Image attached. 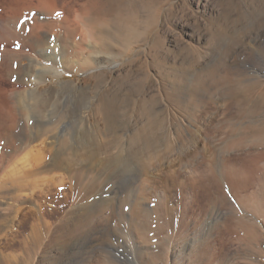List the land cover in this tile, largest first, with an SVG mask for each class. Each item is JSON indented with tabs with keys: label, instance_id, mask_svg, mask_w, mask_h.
I'll return each instance as SVG.
<instances>
[{
	"label": "rangeland",
	"instance_id": "obj_1",
	"mask_svg": "<svg viewBox=\"0 0 264 264\" xmlns=\"http://www.w3.org/2000/svg\"><path fill=\"white\" fill-rule=\"evenodd\" d=\"M263 44L264 0H0V264H264Z\"/></svg>",
	"mask_w": 264,
	"mask_h": 264
},
{
	"label": "bare ground",
	"instance_id": "obj_2",
	"mask_svg": "<svg viewBox=\"0 0 264 264\" xmlns=\"http://www.w3.org/2000/svg\"><path fill=\"white\" fill-rule=\"evenodd\" d=\"M97 8V7H96ZM101 36V35H100ZM35 44V43H34ZM38 45V44H37ZM262 48H263V50H264V44H263V46H262ZM6 52H7V50H6ZM10 52V51H9ZM47 50L45 49L44 51H42L41 52V54H39L38 56H28V57H25V59H27L28 60V63L26 64V65H23L22 64V61H23V58H20L18 61H19V68L20 67H25V68H27L30 72L32 71V72H40L39 74H41V76H42V74H44L45 72H46V70H48L50 67L49 66H43L42 64H40L39 63V60H40V58H45V60H49V61H51L52 63H55L56 61V57H54L53 55H48L47 53ZM93 54V53H92ZM27 56V55H26ZM20 57V56H19ZM18 57V58H19ZM248 57V56H247ZM256 58V57H255ZM89 64V63H88ZM24 68V69H25ZM239 68V67H238ZM28 73V72H27ZM36 74V73H35ZM38 74V73H37ZM38 74V75H39ZM40 77V76H39ZM111 102V101H110ZM110 102H109V104H110ZM113 103V102H112ZM111 105H113V104H111ZM16 106V105H15ZM103 106V105H102ZM101 106V107H102ZM110 106V105H109ZM99 108V107H98ZM106 109L107 110H109L110 109V107H106ZM111 109H112V107H111ZM5 110V109H4ZM103 112H104V110H102ZM206 111V110H205ZM113 112V111H112ZM107 114H108V111H107ZM113 114V113H112ZM249 114V113H248ZM95 115V114H94ZM109 115V114H108ZM105 116H106V114H105ZM109 117H112L111 115L110 116H108V118L107 119H109ZM112 119V118H111ZM94 120H95V118H94ZM56 123V122H55ZM60 123V122H59ZM104 124V123H103ZM98 127V126H97ZM45 128V127H44ZM111 129V128H110ZM259 130V129H258ZM260 131V130H259ZM51 132V131H50ZM48 133H49V131H48ZM40 135L39 136H42V137H44V136H46L47 137V131H46V129H43V128H41V130H40V133H39ZM89 135V134H88ZM259 137V136H258ZM262 137V136H261ZM111 138V137H110ZM46 140V139H45ZM58 140V139H57ZM255 141H258V140H255ZM262 141V140H261ZM53 142V141H52ZM39 143V142H38ZM237 143V142H236ZM258 143V142H257ZM256 143V144H257ZM240 144V143H239ZM242 144V143H241ZM237 145V144H236ZM235 145V146H236ZM230 147H232V145H230ZM233 147H234V144H233ZM222 148V147H221ZM229 148V147H228ZM235 148V147H234ZM16 151V150H15ZM63 154H64V152H63ZM123 154V153H122ZM123 156V155H122ZM22 157V156H21ZM60 156H58V155H55V156H53L52 158H51V160H50V162L48 163V164H46L44 167H42L40 170H37V171H35V172H33V174H31V173H29V174H21L20 175V172H22L23 171V169H22V167H19L17 164L13 167V171H14V174H16V173H18L19 174V176L17 177V179L18 180H20L19 182L21 183L22 181H23V179L25 180L26 179V181H24V182H26L25 184H20L19 186H20V188L23 190V188H25L26 187V185L27 184H35L36 182H38L39 180H42L44 177H43V175L44 174H46L47 172H49V171H51L52 169H55V168H58L57 166H58V158H59ZM25 159V158H24ZM27 159V158H26ZM60 160V159H59ZM26 162V161H25ZM18 163V162H17ZM19 164V163H18ZM63 164V163H62ZM69 164V163H68ZM67 164V165H68ZM71 166V165H70ZM59 167H60V165H59ZM91 167V166H90ZM24 168V167H23ZM92 169V168H91ZM58 170V169H57ZM69 170V169H68ZM28 171V170H27ZM54 171V170H53ZM32 172V171H31ZM65 172V171H64ZM50 173V172H49ZM59 173V172H58ZM231 174H233V172H231ZM231 174H230V176H231ZM233 175H235V174H233ZM233 177V176H232ZM16 179V180H17ZM16 180H15V182H16ZM100 180V179H99ZM228 180V179H227ZM14 181V180H13ZM231 181V180H230ZM33 184V185H34ZM87 184V183H86ZM16 185V184H15ZM39 185V184H38ZM43 185V184H42ZM34 188V187H33ZM19 189V188H18ZM234 190H235V188H234ZM19 192V191H18ZM32 194V193H31ZM17 196H19V195H12V196H10L9 197V199H11L12 201H14L15 202V199H17L18 197ZM238 197V199H239V201H240V203L242 204V206H244L245 208H250V209H252V210H256L257 209V207L259 206V205H261V206H263L264 207V186H262L261 185V187H260V192H259V194H258V196H256V195H253V196H237ZM222 199V198H221ZM224 199V198H223ZM252 202L250 205H248V202ZM100 202V201H99ZM98 202V203H99ZM223 202H225L224 200H223ZM11 203V202H10ZM13 204V203H12ZM108 204V203H107ZM17 205V204H16ZM97 205V204H96ZM98 206V205H97ZM10 207V206H9ZM135 207V206H134ZM260 207V206H259ZM93 208H95V205H93V206H89V205H87V207H84V209H87V210H91V209H93ZM11 209V208H10ZM80 209H81V207H80ZM244 209V208H243ZM257 211V210H256ZM91 212V211H90ZM142 212V211H141ZM140 212V213H141ZM75 213V212H74ZM81 213V212H80ZM258 213H259V215H261V216H263L264 217V208L262 209H259V211H258ZM138 214V213H137ZM79 215V214H78ZM126 216V215H125ZM132 216V215H131ZM137 216V215H136ZM146 216V215H145ZM76 217V216H75ZM74 217V218H75ZM133 217V216H132ZM148 216H146V218H147ZM4 218H6L5 216H4ZM3 218V220H5ZM147 220V219H146ZM145 220V221H146ZM132 221V220H131ZM130 221V222H131ZM142 221V220H141ZM135 223V222H134ZM82 224V223H81ZM143 225V224H142ZM81 226V225H80ZM136 226H138V225H136ZM76 229V228H75ZM81 228L80 227H78L77 228V230L76 231H79ZM69 234V233H68ZM71 237V236H70ZM34 240V239H33ZM31 241H32V239H31ZM35 242V241H34ZM36 243V242H35ZM35 246H36V248H37V244H35ZM38 250V249H37ZM27 254V253H26ZM29 257V256H28ZM23 259V258H22ZM32 259V258H31ZM29 261V258L26 260V262H22V264H28L27 262ZM33 261V260H32ZM20 264V263H19Z\"/></svg>",
	"mask_w": 264,
	"mask_h": 264
}]
</instances>
